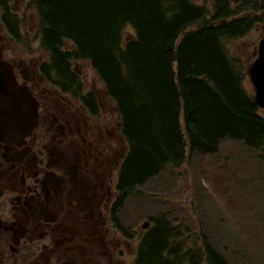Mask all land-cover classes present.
Segmentation results:
<instances>
[{
  "label": "trees",
  "instance_id": "16d2710c",
  "mask_svg": "<svg viewBox=\"0 0 264 264\" xmlns=\"http://www.w3.org/2000/svg\"><path fill=\"white\" fill-rule=\"evenodd\" d=\"M263 2L30 0L22 18L11 15L12 37L26 52L38 44L62 83L75 80L73 64L90 63L118 116L127 148L121 186L131 191L166 169L183 175L193 153L216 155L227 141L264 159V111L246 85L252 53L240 47L263 21L253 17ZM138 264L231 262L200 225L163 214Z\"/></svg>",
  "mask_w": 264,
  "mask_h": 264
},
{
  "label": "flooded vegetation",
  "instance_id": "af4514ba",
  "mask_svg": "<svg viewBox=\"0 0 264 264\" xmlns=\"http://www.w3.org/2000/svg\"><path fill=\"white\" fill-rule=\"evenodd\" d=\"M25 9L0 0L3 58L39 105L31 135L0 142V264H138L156 218L128 213L139 186H121L114 107L88 63L73 64L63 88L43 56L13 47L11 15Z\"/></svg>",
  "mask_w": 264,
  "mask_h": 264
},
{
  "label": "rangeland",
  "instance_id": "374dc122",
  "mask_svg": "<svg viewBox=\"0 0 264 264\" xmlns=\"http://www.w3.org/2000/svg\"><path fill=\"white\" fill-rule=\"evenodd\" d=\"M29 1L26 0V6ZM195 1L215 7V0ZM257 15L263 21L257 22L240 46L245 53H252L250 64L255 59V48L264 37V11L253 17ZM13 47L28 55L27 59L44 56L38 44H34L31 52L24 51V45ZM237 51L241 52L239 46ZM88 72L90 78L96 77L99 81L91 66ZM246 85L254 91L249 77ZM113 109L116 128L118 116ZM116 130L117 149L126 156L120 127ZM138 191L143 195H138L134 207L129 205L128 213L140 225L144 219L152 220L163 214L192 229L198 224L213 248L231 264H264V159L241 143L224 142L219 153L213 156L193 153L183 175L175 177L166 169L138 187Z\"/></svg>",
  "mask_w": 264,
  "mask_h": 264
},
{
  "label": "water",
  "instance_id": "95a60500",
  "mask_svg": "<svg viewBox=\"0 0 264 264\" xmlns=\"http://www.w3.org/2000/svg\"><path fill=\"white\" fill-rule=\"evenodd\" d=\"M248 76L255 100L264 111V37L255 50ZM39 105L26 86H20L12 66L3 60L0 47V142L23 141L38 127Z\"/></svg>",
  "mask_w": 264,
  "mask_h": 264
}]
</instances>
